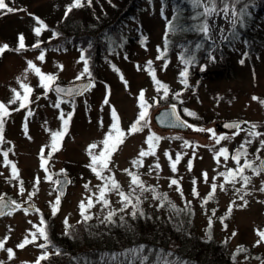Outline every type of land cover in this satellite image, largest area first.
<instances>
[{"label":"rangeland","instance_id":"374dc122","mask_svg":"<svg viewBox=\"0 0 264 264\" xmlns=\"http://www.w3.org/2000/svg\"><path fill=\"white\" fill-rule=\"evenodd\" d=\"M4 2L17 11L8 13L6 9H0V46L8 45V50L0 54V103L5 104L9 113L3 118L4 142L0 143V153L8 152L7 158L11 164L16 165L18 177L12 178L11 164L6 166L4 157L0 154V196L16 204L32 202L36 211H27L26 214L24 210H19L0 218V240L7 238L5 248L12 249L14 253L13 258L9 260L7 252L0 250V262L35 264L38 257L45 252L48 254L46 248L39 247L45 240L38 233L33 243L23 249L16 247L30 232H36L33 225L45 227L46 231L49 228V234L52 227L56 233H63L69 228L76 229L80 222L120 223L132 218H146L150 222L161 221L166 224L173 220L187 225L203 239H209L210 231L211 239L226 246L235 264H264V242L257 244L259 240L257 231H264V191H260L264 186V172L257 175L252 169L245 168L243 175L250 178L247 185H244L239 177L234 184L226 183L224 177L219 175L237 167L231 157L241 144L245 145L247 151V155L240 159L241 165L247 160L252 163V168H258L260 159L264 157V145L261 144V141H264V50L258 57L245 55L242 46L236 44L229 51L231 63L229 66L226 65L220 49L235 25L231 22L233 8L229 0H215L214 4L210 3V0H201L202 5L214 6L217 9L227 3L229 16L226 18L220 12L205 17L204 23H208L210 30L204 35L214 48L208 59L196 68L188 69L187 87L181 83L180 73L184 67L176 56L169 59L162 56V59H157L158 55L162 53L164 55L163 19L161 14H158L157 4L148 7L142 16L143 41L141 46L133 48L134 53L108 55L95 68L96 74H93L90 68V77L84 74L77 80L76 77L84 68L83 62L78 63L81 52L73 45L63 50L57 45L44 50L42 48L45 45L42 42L54 44L46 37L42 38V42L39 39L45 36V32L46 36L51 32L46 31V28L36 36L33 31L35 27H39L34 17L40 21L43 18L48 22V26H54L57 20L62 18L72 0H4ZM131 26L138 25L132 23ZM215 33L219 38L218 46L213 42ZM20 35L24 37L25 47L17 51ZM37 42L39 47H33ZM41 52L44 53L43 62L37 59ZM213 55L217 57V70L208 72L207 70L212 67ZM241 60L243 63H240ZM28 61H32L43 74L56 76L55 83L70 84L90 80L94 86L73 100L59 99L60 105L57 108L55 105L58 98L51 91L45 94L40 86L39 77L29 70L25 78ZM147 61H152L156 79L168 85L169 94L164 99H161L163 91H156L151 76L145 70ZM121 76L127 82V87ZM17 77L32 88L25 108L19 107V100L14 104L9 103L14 95L13 89L23 96V89L20 88ZM142 89L145 93L144 98L151 105L148 109V127L143 131L126 135L123 143L119 144L112 154L108 170L102 173V176H111L119 184L120 192L125 195L131 194L129 199L132 204L121 211L124 205L119 192L112 189L111 184H108L105 193L108 205L97 201L99 189L107 182L98 179L88 167L91 159L87 150L91 144L98 145L93 150L96 154L103 149L101 141L112 123L110 114L112 107L117 112L121 129L125 133L128 132L139 112L137 97ZM177 93L179 96H176ZM106 96L109 105L103 104ZM253 97L258 99L253 100ZM161 103L173 104L161 106ZM171 105L179 109L183 119L197 129L215 131L214 125L217 122L242 119L243 130L238 135L215 131L217 136L226 137L219 144L215 143L211 133L207 131L199 132L193 128H189L187 132L160 130L154 125L152 117L160 108ZM185 110L195 113V116L187 115ZM61 113L65 118L71 113V119L59 150L48 158L50 149L45 146L51 142L50 132L61 130L62 121L59 119ZM250 124L256 125L255 130L261 135L250 136L248 134L251 130ZM150 133L160 137L154 149L155 155L139 157L141 149L148 151L145 139ZM185 141H188L187 145ZM42 147H45L44 156L48 160L46 171L40 167ZM221 148L228 150V159L219 156L218 163L214 157ZM177 154H180L181 159L173 172L169 157L171 161H175ZM137 159L142 162L140 166H134L132 163ZM189 161L192 165L191 170L188 167ZM156 165L159 167H155ZM125 169L128 171L125 172ZM128 173L137 175L149 190L142 192L139 187L131 184V176ZM203 173H207L208 182H205ZM46 174L51 177L50 180L46 179ZM64 175L70 178V184L65 196L60 199L58 205H55L57 197L55 181ZM37 178L39 184L35 183ZM172 180H176L178 184H171ZM21 181L23 194L20 192ZM213 183L217 185L216 191L205 203ZM221 184H224V190L220 189ZM85 185H88L87 189ZM194 188L198 193L196 196L193 195ZM29 193L34 194L29 196ZM89 198L92 199L93 207L85 214L91 219L84 220L79 205L84 202L87 206ZM137 198L138 211L133 215L132 205L137 204ZM54 205L57 207L55 215L52 214ZM110 212L114 215L108 220L106 217ZM41 218L45 222L44 225L40 224ZM233 232L236 233L235 236L232 235ZM241 247L244 251H238ZM143 258L141 253L133 252L125 254L121 259L117 257L110 259V264H143L141 263ZM106 261L102 264H106Z\"/></svg>","mask_w":264,"mask_h":264},{"label":"trees","instance_id":"16d2710c","mask_svg":"<svg viewBox=\"0 0 264 264\" xmlns=\"http://www.w3.org/2000/svg\"><path fill=\"white\" fill-rule=\"evenodd\" d=\"M72 3L73 0L68 6ZM229 3L241 14L221 45L220 54L227 66L232 59L229 51L236 44L242 46L245 55L258 57L264 50V0H229ZM155 4L163 19V58L176 56L184 68L181 58L191 60L188 69L208 59L214 46L200 31L204 9L196 6L194 0H81L82 6L72 8L67 16L64 13L54 26H48L41 18L46 31L51 33L46 36L45 32L39 40L42 42L46 37L54 44L42 42L46 46L41 45L42 49L57 45L63 50L73 45L83 52L88 68L96 74L95 68L108 55L134 53L133 48L142 45V16ZM132 23L138 26L132 27ZM168 104L173 103L160 105ZM48 229V241L44 242L48 254L40 264H102L106 260L110 264V259H121L133 252L143 255V264H235L224 244L203 239L187 225L173 220L166 224L146 218L120 223L88 221L63 233H56L52 227L48 234Z\"/></svg>","mask_w":264,"mask_h":264},{"label":"snow or ice","instance_id":"6c2138e0","mask_svg":"<svg viewBox=\"0 0 264 264\" xmlns=\"http://www.w3.org/2000/svg\"><path fill=\"white\" fill-rule=\"evenodd\" d=\"M194 3L196 4V6H204V12L202 13V15L204 17H211L213 14H218L220 12H222L224 14V16L227 18L229 16V6L227 3L224 4V6L220 9H217L214 6H206V5H202L201 0H194ZM210 3L214 4L215 0H210ZM81 5V0H73V3L67 7L65 15L67 16L68 12H70L72 10V8L75 7H80ZM0 9H6V11L8 13L11 12H15L17 11L14 8L8 7L4 0H0ZM241 13H238L235 9H233L231 11V16H232V20L231 22L233 24L237 23V17L240 15ZM34 19L36 20L37 24L39 25V27H35L33 29L34 33L36 36H39L41 34L42 30H46V26L43 24L42 21L39 20V18L34 17ZM210 28L208 23H204L201 25L200 31L203 32L205 35H207V33L209 32ZM54 36L56 35L55 33L53 34ZM18 47H17V51H19L20 49H23L25 47L24 44V37L23 35H20L18 37ZM165 44L167 45V41L165 42ZM33 47H39V42H37V44L33 45ZM8 50V45H3L0 46V54H2L4 51ZM159 51V50H158ZM163 53L161 55L157 56V59H162ZM38 60H40L41 62H43L44 60V53L41 52V54L37 57ZM182 59V63H184L186 66L184 68V70L180 73V77L181 79V83H183L185 85V87H187V76H188V67L187 65L191 64L192 61L191 60H187L184 58ZM79 62H83L84 64V68H83V72L78 75L76 77L77 80H80L84 74H88V76H91V73L89 72V68H88V60L85 58V56L83 55V52L81 53L80 59L78 61ZM240 63H243V60L240 61ZM164 67H167V62H165ZM31 70L37 77H39L40 80V86L44 89L45 94H47L48 91L52 90L55 91L58 95L59 94H64V95H68V96H73V95H78V94H82L85 91H88L91 87H93L94 85L92 84H88L86 85L83 89H78V88H62L59 86H55L53 87V85L55 84L56 81V76L51 75V74H43L41 72V70L36 67L35 64H33L32 61H28L27 62V68L25 70V78H26V74L27 72ZM115 70V69H114ZM138 70H139V66H138ZM145 70L149 73V75L151 76L155 89L157 92L163 91V96L161 97V99H164L168 96L169 94V89H168V85L162 83L161 81L156 79L155 76V70L152 68V61H147L146 65H145ZM118 71V70H117ZM201 71H203V69H201ZM121 80L125 83V87H127V82L123 80V76H121ZM17 82L20 85V88L23 89V96H21V93L17 92L15 89H13V97L10 99L9 103L10 104H14L16 103L18 100L20 101V108H25L27 106V101L29 100V95L32 92V88L29 87L27 84L23 83L20 79V77H17ZM176 96H179V93L176 94ZM145 97V93L144 90L142 89L137 97L138 100V104L137 107L139 108V112L137 115L136 120L130 125L128 132L125 133L124 130L121 129L120 127V120L119 117L117 115V112L115 110L114 107L111 108V118H112V123L109 126V130L108 132L105 134V138L101 141V144L103 145V149L98 153H94V149H96L98 147V145L96 144H91L88 146V155L91 159L90 164L88 165V167H90L92 169V171L96 174L98 179L104 180L107 183H105L104 187H101L99 189V196L97 197V201L98 202H103V204L105 206L108 205V201L107 199H105V193L106 190L108 189V184H111V188L115 189L119 192V196L121 198V202L123 203V207L120 209L121 211H123L125 208H127L130 204H132L131 199H129V195H125L123 192L119 191V184L111 177H104L102 176V173L106 170H108V166L109 163L111 162V156L112 154L116 151L117 147L119 144H122L124 141V138L126 137V135H131L140 131H143L144 128L148 127V109L149 107H151V105L148 103V101L144 98ZM253 100H257V97H253ZM104 105H109V99L106 96L104 101H103ZM60 105V100L58 99L55 107H59ZM19 110V108L17 109ZM186 114L189 116H195V113L192 112H187ZM8 113V109L5 106L4 103H0V143L4 142V138H3V126H4V120L3 118L5 116H7ZM29 115H31V113H28ZM167 115H171L178 123L183 124L186 127L189 128H193V130L195 131H199V132H209L211 133L212 137L215 140V143L219 144L220 141L222 139H226V137H222V136H217V134L215 133V131L213 129H205V128H195L193 125L191 124H187L184 121H181L179 116L176 115V108L175 106H172L171 108V112L170 113H166ZM59 119L62 121V127L61 130L59 131H55V132H50V138H51V142L50 144L46 145L45 147L49 148L50 151L48 152V158H51L52 154L55 153L56 151L59 150L60 147V143L62 141V138L64 137V135L66 134L67 131V126L69 124V121L71 119V113L68 114V117L65 118L64 114L61 113ZM101 126H103L102 122H101ZM226 128H230V129H235V135H238L240 131H242L243 129L241 128V125L239 122H229L227 124H225ZM250 131H249V135L252 137H256L258 135H261V133L256 132V125L254 124H250ZM25 131H27V128L25 126ZM47 131V129H46ZM160 137H157L155 134L150 133L146 139H145V143L148 145V151H145L143 149L140 150L139 152V157H144L147 155H155V146L156 143H158ZM178 139V137H177ZM185 145L188 144V141L184 142ZM246 143H251V141H246ZM261 144L264 145V141H261ZM45 147L41 148V156H40V167L41 169H45L46 171V164L48 163V160L45 159L44 156V152H45ZM10 151V149H9ZM3 155L4 157V164L7 166L9 164H11V162L8 160V152L5 151L3 153H0ZM165 155L167 156L168 154L165 153ZM247 155V151L245 149V145L241 144L239 149L236 151L235 154L232 155V160L236 162L237 167L233 170V169H229L226 173L222 172L219 173L220 176H223L225 179L226 183H235L237 181V177H239V180L243 181L244 185H247L248 183H250V178L247 176L243 175L244 169L245 168H250L252 169L254 174H259L260 172H264V161L261 162V165L258 168H252V163L245 160L243 165H241L240 163V159L243 156ZM219 156H223L225 158V160L228 159V150L226 148H221L219 150V152L217 153V156L214 157L215 159H217V162L219 163ZM170 159V167L172 168V171L175 172L176 170V164L179 163L181 156L180 154H177L175 157V161H171V157H169ZM257 159H259L257 157ZM134 166H140L141 165V161L140 160H133L132 161ZM191 161H189L188 163V167L189 170H191ZM12 167V178L15 179L18 177V170L16 168L15 164H11ZM155 167H159V165H156ZM63 171V170H61ZM128 170L125 169V172H127ZM131 176V184L136 185L137 187H139L141 189V191H148L149 189L145 188L144 184L140 181L139 177L135 174L132 173H128ZM204 176L205 182H208V177H207V173H203L202 174ZM46 179H51V177L47 176L46 174ZM213 180H215V177H213ZM39 178L36 179L35 183L39 184ZM21 188H20V192L21 194H23L24 189H23V182L21 181ZM64 183V181L62 180H56L55 184L57 186H60ZM193 183L195 184V181H193ZM171 184H178V182L176 180H172ZM86 189L88 188V185L84 186ZM221 190H224V184L219 185ZM217 188V185L215 183H213L211 185V191L208 194V197L205 199V203H207L208 199H211L213 194L215 193ZM179 190V189H178ZM154 192V189L152 190ZM240 191V190H238ZM260 191H264V186L261 187ZM34 193H29V196L33 195ZM247 193H245L246 195ZM193 195L196 196L198 195V193L196 192L195 188L193 189ZM155 198V196H154ZM164 199H166V197H164ZM241 199H243V197H241ZM60 201V194L58 192V195L56 197V201H55V205H58ZM246 203V202H245ZM9 204H12L15 208L19 209L20 205L16 204L14 201L12 202H5L4 198L2 196H0V215L5 214L4 213V209L6 207H8ZM138 204H139V198H137V204L132 205L134 212L133 215H135V211H138ZM53 206L52 209V214L55 215L56 211H57V207ZM80 209H81V215L83 216L84 220H88L91 219L90 216L86 215V211L88 209H90L91 207H93V203H92V199L89 198L88 199V203L87 206H85L84 202H81L79 205ZM229 212H231V206L229 207ZM25 213L27 214V210H25ZM214 214V213H213ZM112 215H114V213H109V215L106 217V219L111 220ZM44 220L43 218H41L40 220V224L44 225ZM65 224L67 225V219H65ZM34 228H36V232H30L28 234V236H25V238L23 239V241L21 243H19L16 247L23 249L26 245L33 243L36 239H37V233L39 234V236L41 238H43L46 242L48 241V236L46 234V229L45 227H37L36 225H33ZM211 228V220H209V229ZM209 235V239H211V235H210V231L208 233ZM233 236L236 235L235 232H233L232 234ZM257 235L259 237V240L257 241V244H259L260 242H264V231H257ZM29 236L31 237V239H29ZM5 238L4 240H0V250H4L7 252L8 258L9 260H11L14 256L13 250L10 248H5V242H6ZM40 248H45L47 247V244H41L39 245ZM238 251H244V249L241 247L238 249ZM47 258V253L45 252L42 256L38 257L35 264H40L41 260H44ZM0 264H3V262H0Z\"/></svg>","mask_w":264,"mask_h":264},{"label":"water","instance_id":"95a60500","mask_svg":"<svg viewBox=\"0 0 264 264\" xmlns=\"http://www.w3.org/2000/svg\"><path fill=\"white\" fill-rule=\"evenodd\" d=\"M88 84H92V81L90 80H83V81H77L74 83H70V84H60V83H55L53 85V87L55 86H59L62 88H78V89H83L86 85ZM52 91V90H51ZM56 96L61 97L63 99L66 100H70L72 98H77L82 96L84 93H86L87 91L83 92L82 94H78V95H73V96H68V95H64V94H57L55 91H52ZM173 105L171 106H167V107H162L159 110H157L153 117H152V121L154 123V125L160 129V130H171V131H178V132H187L189 130V127L184 126L183 124L178 123L171 115H165L166 113H170L171 112V108ZM176 108V107H175ZM176 115L179 116L181 121L186 122L179 114L177 108H176ZM229 122H239L240 125L244 124V120L242 119H233V120H227V121H220L215 123L214 125V129L216 132L221 133V134H234L235 133V129H230V128H226L225 124L229 123ZM187 123V122H186ZM264 161V157L260 159L259 161V166L261 165V162ZM62 180L64 181V183L60 186L56 185V190H57V195L58 192L60 194V199H62L65 196L66 190L68 185L70 184V178L66 175L64 176H60L57 178V180ZM4 198V197H3ZM5 202H12L11 200L4 198ZM20 208L17 209L15 208L12 204H9L8 207H6L4 209V213L3 215H0L1 217L7 216L9 214H13L19 210H27L29 212H34L36 211V207L32 202H24L22 204H19Z\"/></svg>","mask_w":264,"mask_h":264},{"label":"bare ground","instance_id":"6f19581e","mask_svg":"<svg viewBox=\"0 0 264 264\" xmlns=\"http://www.w3.org/2000/svg\"><path fill=\"white\" fill-rule=\"evenodd\" d=\"M213 42L215 43V45L218 46L219 44V38L217 36V33L214 34L213 36ZM217 57L215 55H213V59H212V67L209 68L207 71L208 72H215L217 70V61H216Z\"/></svg>","mask_w":264,"mask_h":264}]
</instances>
